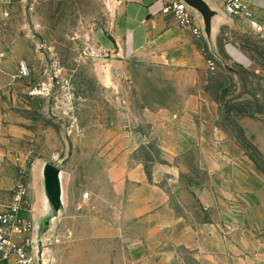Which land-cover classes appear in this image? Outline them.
I'll return each mask as SVG.
<instances>
[{"label": "rangeland", "instance_id": "1", "mask_svg": "<svg viewBox=\"0 0 264 264\" xmlns=\"http://www.w3.org/2000/svg\"><path fill=\"white\" fill-rule=\"evenodd\" d=\"M118 2L12 0L0 21L6 69L14 75L5 89L4 107L0 104V138L27 163L41 161L45 179L55 181L60 206L40 232L50 264H129L126 241L134 232L127 238L123 229L121 237L105 241L93 231L97 224L125 226L120 218L124 199L111 182L122 174L116 162L127 153L131 161L160 159L156 146L121 149L124 133L146 128L135 119L145 104L176 99L152 92L148 73L126 75L105 49ZM228 17L219 52L210 57L216 69L207 89L219 104L225 127L264 173V33L246 20ZM21 62H27L29 73H22ZM185 161L190 176H203L193 169L194 155ZM23 182L31 207V187L26 178ZM180 200L201 214L193 200Z\"/></svg>", "mask_w": 264, "mask_h": 264}, {"label": "crops", "instance_id": "2", "mask_svg": "<svg viewBox=\"0 0 264 264\" xmlns=\"http://www.w3.org/2000/svg\"><path fill=\"white\" fill-rule=\"evenodd\" d=\"M169 1L119 0L106 37L105 49L117 65L124 66L126 75L148 73L152 92L176 99L145 104L135 119L146 128L124 133L121 149L134 152L156 146L160 159L131 161L127 153L116 162L122 174L111 182L124 199L120 218L125 226L97 224L94 237L113 241L123 229L127 238L128 232H134L136 237L126 241L131 247L126 256L129 264H261L264 173L225 127L219 104L207 89L213 71L208 60L219 52L228 14L219 0H205L213 12L208 33L203 14L192 8L202 31L197 37L163 12ZM248 5L264 24V0H248ZM7 8L0 0V21ZM0 39V104L4 107L5 89L14 75L7 72L5 39L1 35ZM233 55L238 57V51ZM191 154L193 169L202 177L190 176L185 158ZM43 170L41 161L27 163L23 154L0 138V211L10 208L15 188L26 178L32 205L22 213L34 222L35 240L41 239L43 224L45 230L47 218L60 206ZM181 198L193 200L201 214L188 210Z\"/></svg>", "mask_w": 264, "mask_h": 264}, {"label": "built area", "instance_id": "3", "mask_svg": "<svg viewBox=\"0 0 264 264\" xmlns=\"http://www.w3.org/2000/svg\"><path fill=\"white\" fill-rule=\"evenodd\" d=\"M2 1L6 6L12 2ZM219 1L229 16L248 20L256 32L264 33V24L251 12L248 0ZM163 12L172 16L180 27L190 29L197 37L202 35L201 28L196 25L192 7L184 0H170ZM20 66L23 74L29 73L27 62H21ZM208 66L211 70L216 69L212 59L208 60ZM27 195L28 187L21 180L14 193L13 204L9 209L0 211V264H50L46 252L42 250V238L35 240L33 237V220L22 213L29 206Z\"/></svg>", "mask_w": 264, "mask_h": 264}, {"label": "water", "instance_id": "4", "mask_svg": "<svg viewBox=\"0 0 264 264\" xmlns=\"http://www.w3.org/2000/svg\"><path fill=\"white\" fill-rule=\"evenodd\" d=\"M187 2L192 8L197 9L199 12H201L204 16L205 26H206V32H210V26H211V17L213 15L212 10L210 9L209 5L205 0H184ZM48 173V171H47ZM48 175V174H47ZM48 183L50 185V188L54 194H58L55 188V181L54 179H50L49 176H47ZM57 182V181H56Z\"/></svg>", "mask_w": 264, "mask_h": 264}, {"label": "trees", "instance_id": "5", "mask_svg": "<svg viewBox=\"0 0 264 264\" xmlns=\"http://www.w3.org/2000/svg\"><path fill=\"white\" fill-rule=\"evenodd\" d=\"M252 159V158H251Z\"/></svg>", "mask_w": 264, "mask_h": 264}]
</instances>
